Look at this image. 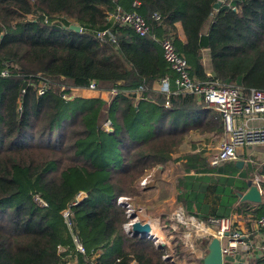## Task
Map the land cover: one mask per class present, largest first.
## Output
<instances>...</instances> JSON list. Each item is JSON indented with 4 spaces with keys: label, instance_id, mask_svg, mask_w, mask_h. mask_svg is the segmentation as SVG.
<instances>
[{
    "label": "trees",
    "instance_id": "16d2710c",
    "mask_svg": "<svg viewBox=\"0 0 264 264\" xmlns=\"http://www.w3.org/2000/svg\"><path fill=\"white\" fill-rule=\"evenodd\" d=\"M217 1L0 0V264L188 262L179 234L173 251L130 235L118 200L145 192L142 179L170 164L182 143L224 133L221 114L194 94L153 89L174 75L153 33L173 39L193 77L264 89V0H223L218 9ZM118 7L138 11L152 34L116 21ZM91 82L118 91L108 99L73 93ZM140 85L147 99L135 104L124 92ZM80 191L88 196L71 207V227L62 211ZM228 196L216 216L231 215L237 199ZM235 209L262 216L264 201Z\"/></svg>",
    "mask_w": 264,
    "mask_h": 264
},
{
    "label": "crops",
    "instance_id": "0c3cea01",
    "mask_svg": "<svg viewBox=\"0 0 264 264\" xmlns=\"http://www.w3.org/2000/svg\"><path fill=\"white\" fill-rule=\"evenodd\" d=\"M177 35L180 39L185 40L184 29L180 23L177 25ZM205 64L209 68L207 53ZM173 74L171 77L166 76L164 78L169 79V89L175 93L177 88L174 81L176 73ZM208 75H211L210 72ZM162 79L153 83V89L169 97L161 91L163 90L160 83ZM143 90L144 87L140 85L139 88L131 91L133 94L143 95ZM73 93L84 97L101 96L105 99H108L110 95L109 91L93 90L87 87L78 88ZM139 102V100L136 101L137 104ZM237 124L251 127L264 125V114L253 117L245 114L239 115L237 116ZM223 138L224 133L219 136H195L192 140L182 143L172 153L170 164L159 166L151 171L149 173L150 182L147 184L144 199L138 203L141 209L139 221L149 223L151 231L164 242H157L153 237L149 238H152L157 244L167 245L173 251L172 241L175 234H179L183 240L182 228L177 229L171 219V212L175 206L181 205L189 214L198 219H206L221 211L223 202L227 200L228 195L229 200H232L231 196H235L237 201L233 205L230 216L236 215L238 222L242 221L241 225H244V228L247 227L245 224L248 225L249 236L246 245H239L232 254L224 255V264H264V249L262 247L264 230L259 231L253 228L248 217L253 213L245 216L235 212L236 205L241 202L260 204L264 201V186L262 185L264 182V144L239 146L236 159L213 166L210 163V157L218 150ZM237 163L241 164L238 165ZM250 183L258 185L261 189L262 201L242 200L239 193H245L249 189ZM124 227L127 231L125 225ZM130 235L135 234L130 233ZM214 237H216L214 232L208 230L205 235L193 236L192 249L183 244L188 260L184 264H204L209 244ZM221 243L227 245L228 240L225 238L221 240ZM137 263L138 261L135 259L131 264ZM66 264L79 263L77 258L69 257Z\"/></svg>",
    "mask_w": 264,
    "mask_h": 264
},
{
    "label": "built area",
    "instance_id": "2783aa9c",
    "mask_svg": "<svg viewBox=\"0 0 264 264\" xmlns=\"http://www.w3.org/2000/svg\"><path fill=\"white\" fill-rule=\"evenodd\" d=\"M140 4L139 1H135L134 5ZM118 11L111 15L116 21H119L123 25H128L133 30L141 35L146 36L152 34L151 25L147 22L143 15L138 11H124L121 7H118ZM154 17L159 19L160 16L156 12ZM106 31L100 32L99 37L105 36ZM152 37L159 42L165 60L169 63L170 67L176 73L174 79L176 83L175 93H191L194 94L198 101L204 103L208 108H213L218 111L223 119L224 123V138L216 152L210 157V163L213 166H217L225 161L234 160L237 157V148L243 145H261L264 144V125L261 126H242L237 124V116L245 114L248 116H257L264 114V89L250 88L244 89L240 86L224 84L219 80L214 79H197L190 74V64L186 56L180 54L171 37H158L156 34H152ZM3 76L9 74V70H3L1 72ZM163 86V92L170 95L173 91L169 89V79L164 78L161 80ZM45 85L41 82L38 87V93L43 94L45 92ZM93 90H100L94 82H91L87 87ZM118 89L113 88L109 93H117ZM126 95L130 97L132 101H141L145 99L143 95L133 94L132 91H125ZM63 97L72 98L67 93L63 94ZM137 104V103H136ZM168 105V103H166ZM87 194L83 191L77 193L75 198L70 204L62 211L69 226L72 227L70 221L71 207L77 205L81 200L86 198ZM39 202L43 205H47L42 199L37 197ZM119 203L126 207V212L129 217V221L125 224L126 229L130 233H134L132 226L133 223L140 220L138 211L134 207L132 199L128 196H121L118 200ZM249 221L254 229L264 230V215L254 216L250 214ZM236 215L232 216H216L212 215L206 219H198L192 214H189L183 207L179 206L171 212V219L174 226L183 230V244L192 249L193 248V236L205 235L208 230H212L214 235L220 240L225 238L228 240L227 245H222L223 255L232 254L239 245H246L247 238L249 236V228H244L241 222H238ZM186 229L193 231L192 236H189ZM151 230L142 236L153 237L157 242H164L162 239L156 237L155 234L150 233ZM77 250L81 253H85L86 249L77 235H74ZM264 249V244H263Z\"/></svg>",
    "mask_w": 264,
    "mask_h": 264
},
{
    "label": "water",
    "instance_id": "95a60500",
    "mask_svg": "<svg viewBox=\"0 0 264 264\" xmlns=\"http://www.w3.org/2000/svg\"><path fill=\"white\" fill-rule=\"evenodd\" d=\"M222 5V1L219 0L215 4V8H220ZM71 28L80 31L81 26L78 24H72ZM238 165L241 163H237ZM249 189L245 191V193L240 194L242 200H249L253 202L262 201V192L258 185L249 184ZM132 229L135 235L145 234L151 230V225L147 222L136 221L133 223ZM189 264V263H187ZM204 264H224V255L222 250V243L218 237H214L209 244L208 252L204 258Z\"/></svg>",
    "mask_w": 264,
    "mask_h": 264
},
{
    "label": "rangeland",
    "instance_id": "374dc122",
    "mask_svg": "<svg viewBox=\"0 0 264 264\" xmlns=\"http://www.w3.org/2000/svg\"><path fill=\"white\" fill-rule=\"evenodd\" d=\"M222 1V3H223V0H221ZM153 171V170H152ZM151 173V172H150ZM149 179H150V175L148 174L146 177H144L143 179H142V181H141V185H143V186H145V187H147V184L150 182L149 181ZM81 192V191H80ZM83 192V191H82ZM85 192V191H84ZM79 193V192H78ZM86 194H87V196H88V193L87 192H85ZM144 195H145V192L143 191L142 193H141V195L139 196L138 195V198H136V199H132V202L134 203L133 205H134V207L136 208V210L138 211V215H139V217H140V214H139V212L141 211V209L139 208V206H138V203H140V201H142L143 199H144ZM86 196V197H87ZM179 206H181V205H177V206H175V209L176 208H178ZM182 207V206H181ZM174 210V209H173ZM186 232L188 233V235L189 236H192V234H193V231L192 230H190V229H186Z\"/></svg>",
    "mask_w": 264,
    "mask_h": 264
},
{
    "label": "bare ground",
    "instance_id": "6f19581e",
    "mask_svg": "<svg viewBox=\"0 0 264 264\" xmlns=\"http://www.w3.org/2000/svg\"><path fill=\"white\" fill-rule=\"evenodd\" d=\"M155 230V229H154ZM150 233H152V234H154L153 232H150ZM164 241V240H163Z\"/></svg>",
    "mask_w": 264,
    "mask_h": 264
}]
</instances>
